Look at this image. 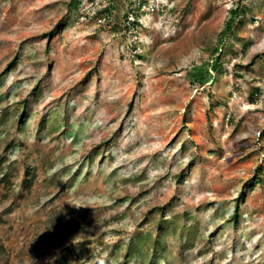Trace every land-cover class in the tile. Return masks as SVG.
Here are the masks:
<instances>
[{"label": "rangeland", "instance_id": "1", "mask_svg": "<svg viewBox=\"0 0 264 264\" xmlns=\"http://www.w3.org/2000/svg\"><path fill=\"white\" fill-rule=\"evenodd\" d=\"M69 2L0 0V264H264V0Z\"/></svg>", "mask_w": 264, "mask_h": 264}, {"label": "trees", "instance_id": "2", "mask_svg": "<svg viewBox=\"0 0 264 264\" xmlns=\"http://www.w3.org/2000/svg\"><path fill=\"white\" fill-rule=\"evenodd\" d=\"M80 1L81 0H70L69 5H68L69 8L70 9H76L77 6L79 5ZM137 23H138L137 20H135V22L133 24H137ZM12 64H13V62L10 63L8 66L10 67V66H12ZM130 106H131V104L129 105V108H130ZM235 211H236V207L234 208V214H235Z\"/></svg>", "mask_w": 264, "mask_h": 264}, {"label": "built area", "instance_id": "3", "mask_svg": "<svg viewBox=\"0 0 264 264\" xmlns=\"http://www.w3.org/2000/svg\"><path fill=\"white\" fill-rule=\"evenodd\" d=\"M131 20H133V17L132 16H131ZM133 22H135V20Z\"/></svg>", "mask_w": 264, "mask_h": 264}]
</instances>
